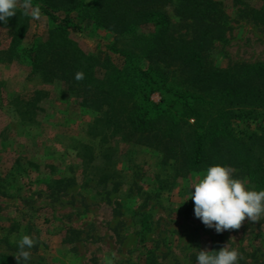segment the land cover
Instances as JSON below:
<instances>
[{"label": "rangeland", "instance_id": "1", "mask_svg": "<svg viewBox=\"0 0 264 264\" xmlns=\"http://www.w3.org/2000/svg\"><path fill=\"white\" fill-rule=\"evenodd\" d=\"M223 1L228 29L209 57L218 65L264 61V28L232 0ZM166 8L178 22L175 4ZM33 10L39 15L32 17L30 35L44 36L48 18ZM72 35L94 53L115 37L91 25ZM9 43V29L0 25V51ZM36 90L45 96L35 113L28 104L16 105ZM152 98L158 102L160 94ZM99 116L63 81L0 60V251L14 264L15 240L25 234L35 241L29 264H103L106 256L112 264H196L200 249L226 246L237 250L238 264H264V219L246 217L238 229L221 233L205 227L187 200L204 171L179 174L163 151L113 134L95 124ZM262 124L259 119L250 127ZM229 168L253 189L238 168Z\"/></svg>", "mask_w": 264, "mask_h": 264}, {"label": "trees", "instance_id": "2", "mask_svg": "<svg viewBox=\"0 0 264 264\" xmlns=\"http://www.w3.org/2000/svg\"><path fill=\"white\" fill-rule=\"evenodd\" d=\"M232 2L264 28V0ZM28 3V14L24 0H18L16 15L0 22L10 31L1 61L25 64L47 81H63L81 105L101 111L95 124L163 151L164 161L179 174L221 164L238 168L253 190L264 189V61L218 65L209 57L228 29L223 0ZM171 3L178 22L166 8ZM37 8L48 18L44 36L30 35V9ZM85 25L115 37L103 43V51L89 52L72 35ZM77 72H83L82 80L74 78ZM154 93L160 101L153 100ZM44 96L36 90L26 100L18 97L16 105L28 104L35 113ZM259 119L263 124L251 129ZM241 121L245 127L239 128ZM0 264L14 259L0 251Z\"/></svg>", "mask_w": 264, "mask_h": 264}, {"label": "clouds", "instance_id": "3", "mask_svg": "<svg viewBox=\"0 0 264 264\" xmlns=\"http://www.w3.org/2000/svg\"><path fill=\"white\" fill-rule=\"evenodd\" d=\"M17 8L18 0H0V22L8 23L9 18L16 15ZM23 8L28 14V0H24ZM30 14L33 18L39 15L38 10ZM74 78L82 80L83 72L75 73ZM189 199L194 205V216L217 233L238 229L246 217L251 222L264 219V189L257 191L249 188L245 182L232 177L229 167L221 164L206 168L192 186ZM34 243L26 234L15 240L16 252L13 255L18 264H29L30 249ZM238 257L237 250L227 246L211 251L200 249L196 264H238ZM103 264H112V259L106 256Z\"/></svg>", "mask_w": 264, "mask_h": 264}]
</instances>
